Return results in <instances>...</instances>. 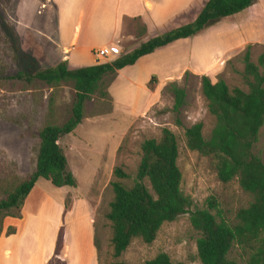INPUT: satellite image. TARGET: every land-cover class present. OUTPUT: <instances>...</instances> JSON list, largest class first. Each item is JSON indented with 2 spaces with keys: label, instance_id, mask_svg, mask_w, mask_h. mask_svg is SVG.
<instances>
[{
  "label": "rangeland",
  "instance_id": "obj_1",
  "mask_svg": "<svg viewBox=\"0 0 264 264\" xmlns=\"http://www.w3.org/2000/svg\"><path fill=\"white\" fill-rule=\"evenodd\" d=\"M227 21L209 27L196 37L183 39L156 51L155 55L139 61L120 75L117 73L115 77H105L102 87L108 95L103 96L100 91L92 95L86 102L85 117L81 124L60 140L69 169L79 181V191L88 190L89 202L97 207L101 264L114 261L138 264L162 252L167 253L175 263L202 264L197 248L200 233L193 228L189 213L164 223L152 243L134 239L120 257L113 256V229L106 214L114 197L110 185L114 179V168L122 166L130 177L121 182L132 186L141 159L143 141L160 138L163 128L171 129L178 137L182 189L194 200L195 206L208 207V200L214 198L218 207L212 212L219 211L223 218L235 223L239 209L252 202V195L242 189L237 179L227 183L220 181L212 159L189 149L185 138L186 127L194 123H203L205 137L210 136L216 123L202 93V76H209L213 82L224 79L231 88L247 90L242 77L246 47L252 44V60L255 62L264 49V39L243 42L229 49L241 37L223 32L222 24ZM180 26L157 29L147 35L140 19H125L116 42L107 47L114 48V52L111 51L108 58L96 60L113 61L140 43ZM85 37L95 43L104 38L96 35ZM199 49L202 61L208 67L203 75L187 70L175 79L164 81L165 74L177 73L188 65L190 51L198 57ZM65 59L66 55L59 46L56 10L51 0H0V199L35 170L40 145L39 131L48 123H64L70 116L76 94L72 82L50 86L38 79L30 81L26 75L23 78L16 76L20 72L32 75ZM85 59H89L87 55ZM82 64L90 65L88 60ZM69 66L78 67L70 63ZM136 68L142 72L137 73ZM186 72H189L187 77ZM146 73H149L147 83L144 80ZM138 74L140 84L146 85L154 93H145L141 87L136 88L127 80ZM172 82L184 87L187 92L186 105L179 113L173 110ZM256 152L264 160V126L260 131ZM41 191L51 197H59L63 189L41 178L30 193L28 208L38 211V218L29 217L28 225L35 228L30 234L33 238L31 243L36 240L40 244L44 243L45 251L52 231L49 222L56 218L58 212L55 206L47 204L41 213ZM70 201L71 196H68L67 202ZM38 234L43 235L44 240L35 238ZM229 257L247 264V255L238 246L233 247ZM59 260H54L52 264H62Z\"/></svg>",
  "mask_w": 264,
  "mask_h": 264
},
{
  "label": "trees",
  "instance_id": "obj_2",
  "mask_svg": "<svg viewBox=\"0 0 264 264\" xmlns=\"http://www.w3.org/2000/svg\"><path fill=\"white\" fill-rule=\"evenodd\" d=\"M255 2L257 0H208L193 21L152 37L113 61L71 68L65 59L32 75L20 72L16 77L26 75L30 81L38 79L50 86L72 82L76 94L68 119L59 125L48 123L39 131L40 145L35 170L0 199V235L2 220L8 216L21 217L25 199L40 178L56 187L77 186L60 140L81 124L86 102L92 95L99 91L103 96L108 95L102 87L105 77H115L119 70L136 64L141 57L179 39L199 35L209 27L247 10ZM251 48L252 44H248L243 56L245 66L242 77L247 90L231 88L224 79L213 82L209 76H202V93L216 123L209 137L203 134L202 122L194 123L186 127L185 138L189 149L212 159L220 181L227 183L237 179L242 189L252 195V202L239 209L235 223L223 218L219 211L212 212L218 207L214 198L208 200V207L195 206L194 200L182 189L178 137L171 129L163 128L160 138L143 141L132 186L121 182L130 177L124 168H114V179L110 182L114 197L106 217L113 229L111 242L115 258L120 257L134 239L152 243L164 223L189 213L193 228L200 233L197 248L202 264H241L229 257L234 246L247 255V264H264V160L256 152L264 126V49L255 62ZM188 75L189 72H186L185 77ZM170 89L174 95L173 110L179 113L187 102L186 89L176 82L170 84ZM68 207L69 202L66 203ZM13 210L17 212L12 213ZM15 231L11 227L7 234ZM62 243L61 230L54 257L49 264L58 259ZM95 243L101 264L98 233ZM109 264L134 263L114 261ZM138 264L184 263H175L167 253L162 252Z\"/></svg>",
  "mask_w": 264,
  "mask_h": 264
},
{
  "label": "crops",
  "instance_id": "obj_3",
  "mask_svg": "<svg viewBox=\"0 0 264 264\" xmlns=\"http://www.w3.org/2000/svg\"><path fill=\"white\" fill-rule=\"evenodd\" d=\"M208 0H51L56 10L57 35L59 46L71 66H82L86 60L90 65L99 63L93 51L105 48L116 42L117 36L123 29L125 19H140L145 25V33L179 26L193 21L201 8ZM224 33L237 34L241 37L229 49L241 43L258 42L264 39V0H257L241 14H235L222 24ZM144 33V34H145ZM104 36L97 43L85 36ZM196 37V36H194ZM187 39V38H184ZM179 39L171 44L178 43ZM97 44V45H96ZM171 44L157 49L160 51ZM96 45V47H95ZM151 54L141 57L148 59ZM199 56L193 51L189 54V63L177 73L165 74L164 81H170L189 70L195 74L203 75L208 68L202 61V52ZM86 55L89 59H85ZM115 59V58H114ZM75 63V64H74ZM136 63V64H137ZM134 64V65H136ZM127 66L119 70L118 75L130 69ZM137 73L142 72L135 69ZM137 77H130L136 88L141 87L146 92L154 93L146 85L140 84ZM149 73L144 78L148 82ZM41 179V178H40ZM77 180V179H76ZM38 182V181H37ZM37 184V183H36ZM36 188L33 187L31 192ZM62 195L51 197L41 191L39 198L43 199L41 213L47 204L55 206L58 214L49 222L52 231L49 234L47 245L37 240L31 243L30 236L35 228H30L29 217L38 218V211L29 209L30 195L25 199L20 218L8 216L3 220L2 234L0 235V264H49L53 259L58 243L60 231H63V243L58 255L64 264H99L98 250L95 243L97 234V207L89 202L88 190L79 191V181L76 187L63 186ZM87 188V187H86ZM71 196L68 209L67 197ZM30 215H29V213ZM15 228V233L7 235L9 228ZM44 232V231H42ZM44 240V236L35 238Z\"/></svg>",
  "mask_w": 264,
  "mask_h": 264
},
{
  "label": "built area",
  "instance_id": "obj_4",
  "mask_svg": "<svg viewBox=\"0 0 264 264\" xmlns=\"http://www.w3.org/2000/svg\"><path fill=\"white\" fill-rule=\"evenodd\" d=\"M114 48H100L97 49L94 54L96 58L101 59V58H108L111 55V51L114 52Z\"/></svg>",
  "mask_w": 264,
  "mask_h": 264
}]
</instances>
